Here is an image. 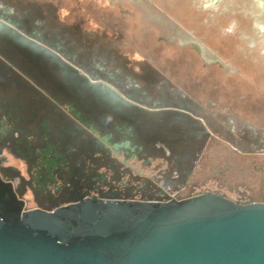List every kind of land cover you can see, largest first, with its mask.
I'll return each instance as SVG.
<instances>
[{"label":"flooded vegetation","instance_id":"af4514ba","mask_svg":"<svg viewBox=\"0 0 264 264\" xmlns=\"http://www.w3.org/2000/svg\"><path fill=\"white\" fill-rule=\"evenodd\" d=\"M213 2L212 7L215 8L218 0ZM252 3L257 8L256 14H259L256 22L263 37L264 17L260 15L263 14L264 0H252ZM0 6V18L17 26L12 16ZM156 18L171 28L179 40L196 38L184 32L179 24L167 21L160 15ZM22 30L25 33L21 34L23 37L32 41L36 39L42 47L45 44L69 62L47 48L62 62L46 50L36 52L28 48L16 34L8 31L2 32L3 37L0 36V60L12 65L17 73L19 70L11 62L18 64L46 86L52 96L45 94V90L39 86L35 88L40 89L48 107H58L67 116L74 114L85 121L95 132L84 129L68 116L78 128L82 127L90 133L96 142L94 146L86 148L85 152H78L77 148L81 144L73 141L75 146L70 147L72 153H69L68 148H61L60 142L55 139L49 141L56 146L47 143V148L40 152L38 148L28 146V150H25L22 146L24 143L19 142L22 147H15L16 153H13L24 161L26 177L13 165L0 163V166L6 167L0 171L5 181L13 183L19 199L25 201V209L54 210L86 198L165 202L203 193L219 194L239 204L264 203L263 176L259 177V184L248 186L245 181H239V177H232L236 175L229 164L222 169H205L203 160L208 157V150L217 142L218 137L198 117L201 116L199 107L186 97L185 92L181 95L178 93V96L169 93L155 95L143 89L142 84L131 78L129 73L121 78L117 72L119 69L112 71L110 66H98L94 60L77 62L69 58L70 54L66 51ZM206 48L210 51L207 59L219 57L216 52ZM28 60L30 63L26 62ZM36 63L40 64V69L35 67ZM20 74L34 86L35 82L30 77L22 71ZM149 85L154 86L153 82ZM11 88L9 96L17 98V83H13ZM60 89L62 93L58 92ZM4 94L0 88V114L5 110L3 104L8 105L9 110L13 106L4 100L8 98ZM26 99L24 103L16 101L20 107L18 110H32L34 93L30 92ZM48 133L53 136L50 131ZM36 138L29 136L27 140L38 141ZM4 147L5 143L0 137V152ZM216 171L219 176L213 174ZM209 180H213V183L207 184ZM26 194H31V197L26 198ZM31 199L35 206L27 205Z\"/></svg>","mask_w":264,"mask_h":264},{"label":"rangeland","instance_id":"374dc122","mask_svg":"<svg viewBox=\"0 0 264 264\" xmlns=\"http://www.w3.org/2000/svg\"><path fill=\"white\" fill-rule=\"evenodd\" d=\"M1 1L7 14L13 15L17 6L28 9L23 16L45 12L49 24L68 33L64 37L76 61L119 69L121 78L129 73L155 95L185 92L218 137L203 160L207 171L229 164L232 177L248 186L264 177V36L252 0H218L215 8L213 0ZM47 1L57 8L37 6ZM157 15L179 24L195 40H179ZM25 22L31 23L29 18ZM199 41L219 57L207 59L195 45ZM0 163L26 177L24 161L5 147ZM27 205L35 203L31 199Z\"/></svg>","mask_w":264,"mask_h":264},{"label":"water","instance_id":"95a60500","mask_svg":"<svg viewBox=\"0 0 264 264\" xmlns=\"http://www.w3.org/2000/svg\"><path fill=\"white\" fill-rule=\"evenodd\" d=\"M2 111L0 137L8 149L20 138L15 127L22 119L6 107ZM34 121L44 126L47 145L56 146L47 119ZM34 135L30 131L27 138ZM1 171L0 264H264V203L203 193L165 202L86 198L54 210H27Z\"/></svg>","mask_w":264,"mask_h":264},{"label":"bare ground","instance_id":"6f19581e","mask_svg":"<svg viewBox=\"0 0 264 264\" xmlns=\"http://www.w3.org/2000/svg\"><path fill=\"white\" fill-rule=\"evenodd\" d=\"M190 39L195 40L193 37H191ZM195 45L197 49L206 58L210 57V51L200 41L195 43ZM26 62L30 63V60ZM11 63L19 70L18 71L19 73L21 71L25 73L28 77L32 79L33 82H35L36 85L33 86L31 82L26 81L23 77H21V74L19 75V73L15 72V69L12 67V65L5 64L4 62L0 60V88L3 94L5 93V91H7L8 93V94L7 93L4 94V97L5 95L8 97L7 99L4 98V100L8 101L9 103L13 105L12 110L16 114H18L22 119L19 122V127L16 126L15 130L19 132L20 134L19 137H22L23 141L22 139L21 141H19L17 138L13 139L14 142L12 143V146L8 147V150L13 153L15 147L19 148V145H20L19 142L24 143L22 146L25 150H28L26 149V146L31 147V148H38L39 152L43 151L44 148H47V145H46L47 140L45 139V136L47 135L44 132V128H43L44 126L42 124L40 125L39 123L38 125H35L34 119L36 120V122H40V123L44 122L42 121L43 119H47V122H48L47 129L50 131V133L53 134V136H51V140L52 139L58 140L60 142L61 148L63 149L68 148L69 153H72L70 151V147L75 146L72 143L73 141H78L81 144L80 147L77 148L78 152H85L86 148H89L90 146H94V144L96 143L95 138L90 133H88L82 127L78 128L77 125L73 124L74 121H72L58 107H55V108L52 106L48 107L46 101L43 99L44 96L39 92V90L42 89L43 91L45 90V94H49L50 96H52V94L48 91V89H46V86L36 81L29 72L27 73L18 64L16 63L14 64V62H11ZM37 66L39 67L40 64L36 63L35 67ZM14 76L15 78H13ZM13 83L14 84L17 83L18 85V91L16 93L19 94V96L17 98H13V96H9L10 93H12L11 87ZM38 86L40 88L39 90H37ZM35 87H37V89ZM61 91L63 90L60 89L58 92H61ZM30 92L34 93V97H35V100H33L34 98L32 99V102L34 101L32 103V107L30 108L32 110H29L27 108H25V110H18V108L20 107L17 104L18 102L17 100H20L23 103L25 100L26 102L27 100L26 98L27 96L30 95ZM4 107L9 109V106L3 105V108ZM87 126H90V125H87ZM30 131H34V134H35L34 136L37 137L36 139L38 141L27 140V133L29 134ZM2 140L5 143L6 139L2 138ZM22 146L20 145V147ZM58 156H61V155L58 154Z\"/></svg>","mask_w":264,"mask_h":264},{"label":"crops","instance_id":"0c3cea01","mask_svg":"<svg viewBox=\"0 0 264 264\" xmlns=\"http://www.w3.org/2000/svg\"><path fill=\"white\" fill-rule=\"evenodd\" d=\"M2 1L0 0V5H2L1 3ZM41 4V3H40ZM37 6H41L42 8L45 9L44 6H48V7H53V8H57L56 3L51 1V2H43L42 5H37ZM1 7V6H0ZM47 8V7H46ZM37 9V8H36ZM33 10V9H32ZM15 11V13L10 14V16H12V20L13 22L20 28L24 29L25 31H28L29 33H33L34 35H36L40 40L53 45L54 47H59L60 50L62 51H66V53H69V58L74 59V57H71V51H73L72 49L68 48V40H66V38L64 37L65 31H62L61 28H58L57 26H53L51 24H49L50 20L46 18L45 16V12H41L44 16H40L38 14V12L36 11H31L30 14L31 16L25 15L23 16V12H28V9L23 8V6H17L16 9L13 10V12ZM33 15V16H32ZM27 16V18H26ZM30 19L31 23H26L25 20ZM41 24V27H40ZM10 32L12 34H16L18 36V38L25 43V45L28 48H32L34 51H39V50H46L47 53L52 54L50 51H48L47 49H45V47H42L40 44H38L37 42H34L28 38L23 37L21 34H19L15 29H13L11 26L5 24L4 22L0 21V36L4 35L2 32ZM32 31V32H31ZM3 37V36H2ZM38 40V41H40ZM70 44H72L70 42ZM59 62H62L60 58H58L57 56L53 55ZM78 57V56H77ZM76 58V57H75ZM79 58V57H78ZM77 59V58H76ZM80 60H78L77 62H79ZM80 62H84L83 60H81ZM66 65V64H65Z\"/></svg>","mask_w":264,"mask_h":264}]
</instances>
